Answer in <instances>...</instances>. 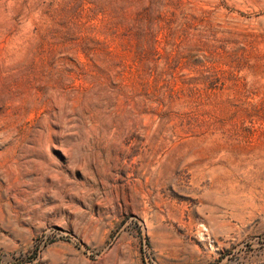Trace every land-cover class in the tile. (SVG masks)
<instances>
[{
  "label": "rangeland",
  "instance_id": "374dc122",
  "mask_svg": "<svg viewBox=\"0 0 264 264\" xmlns=\"http://www.w3.org/2000/svg\"><path fill=\"white\" fill-rule=\"evenodd\" d=\"M0 264H264V0H0Z\"/></svg>",
  "mask_w": 264,
  "mask_h": 264
},
{
  "label": "bare ground",
  "instance_id": "6f19581e",
  "mask_svg": "<svg viewBox=\"0 0 264 264\" xmlns=\"http://www.w3.org/2000/svg\"><path fill=\"white\" fill-rule=\"evenodd\" d=\"M30 150H32V149H30ZM38 152V151H37ZM36 153V152H35ZM33 154H34V152H33ZM39 154V153H38ZM35 155V154H34ZM36 158V157H35ZM39 158H41V157H39ZM45 158V157H44ZM44 161L45 160H47V158L46 159H43ZM40 162V161H39ZM42 163V162H41ZM29 164V163H28ZM30 166V165H29ZM46 167V166H45ZM47 168V167H46Z\"/></svg>",
  "mask_w": 264,
  "mask_h": 264
}]
</instances>
